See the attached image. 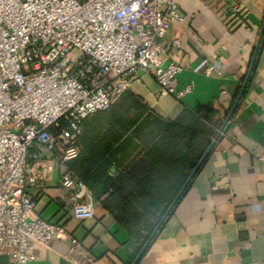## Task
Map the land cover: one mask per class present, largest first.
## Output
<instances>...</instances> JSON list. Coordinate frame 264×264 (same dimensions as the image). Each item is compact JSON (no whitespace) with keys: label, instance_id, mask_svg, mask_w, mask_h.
<instances>
[{"label":"crops","instance_id":"1","mask_svg":"<svg viewBox=\"0 0 264 264\" xmlns=\"http://www.w3.org/2000/svg\"><path fill=\"white\" fill-rule=\"evenodd\" d=\"M229 1L239 6L234 15L217 0H177L183 21L157 39L180 40L162 60L181 66L174 87L189 86V93L180 100L159 96L155 79L139 72L109 109L84 119L77 157L65 167L56 165L43 188L28 189L34 214L68 234L35 244V259L28 264H74L69 255L82 264H132L152 232L139 246L106 209L110 189L104 192L103 164L108 180L124 179L129 165L145 161L142 143H162L157 140L162 127L199 105L214 111L205 122L213 128L211 143L237 100L211 151L135 264H264V0ZM209 65L213 69L205 74ZM122 143L138 146L134 161L123 155L114 162L113 151ZM64 169L86 186L91 219L74 220L71 207L62 203ZM69 238L76 240L77 253ZM0 264H9L5 253Z\"/></svg>","mask_w":264,"mask_h":264},{"label":"built area","instance_id":"2","mask_svg":"<svg viewBox=\"0 0 264 264\" xmlns=\"http://www.w3.org/2000/svg\"><path fill=\"white\" fill-rule=\"evenodd\" d=\"M217 1L230 15L239 11ZM182 21L177 0H0V254L9 264L33 261L35 244L68 238L63 227L34 214L27 191L43 188L56 165L77 157L88 115L109 109L139 72L155 79L159 96L180 100L190 92L174 87L181 66L162 60L180 40L157 41ZM60 122L65 127L54 134ZM60 184L72 218L91 219L84 183L64 169Z\"/></svg>","mask_w":264,"mask_h":264},{"label":"trees","instance_id":"3","mask_svg":"<svg viewBox=\"0 0 264 264\" xmlns=\"http://www.w3.org/2000/svg\"><path fill=\"white\" fill-rule=\"evenodd\" d=\"M213 114L214 111L205 105H199L192 112L183 110L175 120L162 127L157 136L158 142L162 143H142L145 148L140 149H144L145 161L133 160L139 154L138 150L135 151L138 147L135 143L120 144L113 151L114 162L120 163L119 159H123V155H128L134 161L126 170L124 179L115 182L108 180L106 164H103L104 192L110 189L104 205L139 242V246L152 232L210 144L214 132L205 122L210 123ZM63 127L65 123L60 122L59 127L52 132L57 134ZM109 144L112 146L117 143Z\"/></svg>","mask_w":264,"mask_h":264},{"label":"water","instance_id":"4","mask_svg":"<svg viewBox=\"0 0 264 264\" xmlns=\"http://www.w3.org/2000/svg\"><path fill=\"white\" fill-rule=\"evenodd\" d=\"M264 29V24H263V28H262V32ZM253 64H254V59L251 62L250 68H249V73L252 71L253 68ZM238 101V100H237ZM237 101L234 103L233 108L231 109L229 115L227 116L225 122L223 123L222 127L220 128L219 132L217 133V135L215 136L214 140L210 143V145L207 147V149L205 150V152L203 153V155L201 156V158L199 159V161L197 162V164L195 165L194 169L192 170V172L189 174L188 178L186 179L184 185L181 187V189L179 190V192L177 193V195L174 197V199L172 200V202L170 203L168 209L166 210V212L163 214L162 218L160 219V221L158 222V224L156 225V227L153 229L152 233L149 235L148 239L146 240V242L144 243V245L141 247L136 259L134 260V262L132 264H135V262L137 261V259L139 258V256L143 253V251L146 249L147 245L149 244V242L152 240V238L154 237V235L156 234V232L158 231L159 227L161 226V224L163 223L164 219L167 217V215L169 214V212L171 211V209L174 207V205L177 203V201L179 200L180 196L182 195V193L184 192L185 188L187 187V185L189 184V182L193 179V177L195 176V174L197 173L198 169L200 168V166L202 165V163L204 162L205 158L207 157V155L209 154V152L211 151L215 141L217 140V138L219 137L220 133L222 132L225 123L229 120L231 114L233 113L235 106L237 104Z\"/></svg>","mask_w":264,"mask_h":264}]
</instances>
